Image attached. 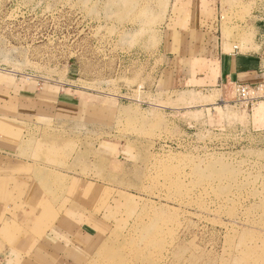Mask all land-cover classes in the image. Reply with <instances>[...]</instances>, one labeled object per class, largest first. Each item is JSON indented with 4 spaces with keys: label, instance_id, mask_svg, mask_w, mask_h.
<instances>
[{
    "label": "rangeland",
    "instance_id": "rangeland-1",
    "mask_svg": "<svg viewBox=\"0 0 264 264\" xmlns=\"http://www.w3.org/2000/svg\"><path fill=\"white\" fill-rule=\"evenodd\" d=\"M218 13L225 43L253 45L264 0H0V145L27 162L0 180L17 264H264L260 110L167 85L179 22Z\"/></svg>",
    "mask_w": 264,
    "mask_h": 264
},
{
    "label": "crops",
    "instance_id": "crops-1",
    "mask_svg": "<svg viewBox=\"0 0 264 264\" xmlns=\"http://www.w3.org/2000/svg\"><path fill=\"white\" fill-rule=\"evenodd\" d=\"M218 17L219 13L213 21L211 20L210 25L207 26L201 24V22L199 23V21H193L191 18L188 19V15L184 16V21L181 20L179 22L178 26L180 28L175 29L173 33V38L177 36V44L173 43V55L170 57L171 61L177 63L178 66L177 70L175 71L174 69L171 77L167 80V85H170L174 81L173 78H175L178 85L187 89L193 86H201L202 90L214 91L216 98L209 106L234 103L235 87L239 84L257 85L260 82L259 70L262 65L259 57L258 38H255L253 45H242L241 48H239L240 45H230V41L229 43H225L220 34L221 26L219 25ZM218 31L219 35H217ZM256 49L258 50L257 52ZM18 146L21 147V144ZM13 147L15 146H10L6 143L0 145V148L3 149V151L0 150V180L8 182L19 181L23 177L18 172L23 170L27 162L20 158H11L7 150L11 151ZM16 149L15 147L14 150L16 151ZM6 190H8L7 186H0V192ZM35 207L36 205H32V211H34L33 208ZM71 207L72 210L79 211L86 209L82 205L75 206V203H71ZM1 208H4L3 212L6 209L11 210V207L4 206L3 202H0ZM26 212L28 211L26 210ZM33 215L36 217V212ZM6 219L7 217L1 213L0 264H17L19 262L16 258L22 259L20 263H24V259L28 254H24L18 248L16 249V242L10 241L7 236L3 235L5 229L2 225ZM25 225L29 227L27 220L25 221ZM83 225L94 228L95 235L99 232L94 225L85 222H83ZM52 229L41 240L39 239L40 242L39 240L37 241L38 244H33L34 251L37 250L35 251L36 256L41 250L48 253L56 249L55 242L49 241L47 238L50 233L54 234Z\"/></svg>",
    "mask_w": 264,
    "mask_h": 264
},
{
    "label": "built area",
    "instance_id": "built-area-1",
    "mask_svg": "<svg viewBox=\"0 0 264 264\" xmlns=\"http://www.w3.org/2000/svg\"><path fill=\"white\" fill-rule=\"evenodd\" d=\"M223 20V16L219 15L218 22ZM259 57L261 59V68L259 70L260 82L257 85L249 86L239 84L235 87V101L245 111L259 109L262 114L264 125V23L258 34ZM264 131V127H263Z\"/></svg>",
    "mask_w": 264,
    "mask_h": 264
},
{
    "label": "bare ground",
    "instance_id": "bare-ground-1",
    "mask_svg": "<svg viewBox=\"0 0 264 264\" xmlns=\"http://www.w3.org/2000/svg\"><path fill=\"white\" fill-rule=\"evenodd\" d=\"M255 120L256 121H259V122H262V114L260 112H257L255 113V116H254Z\"/></svg>",
    "mask_w": 264,
    "mask_h": 264
}]
</instances>
